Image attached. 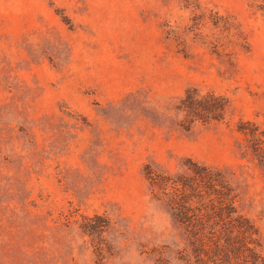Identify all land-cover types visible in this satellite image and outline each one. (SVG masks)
I'll return each mask as SVG.
<instances>
[{
	"label": "rangeland",
	"instance_id": "rangeland-1",
	"mask_svg": "<svg viewBox=\"0 0 264 264\" xmlns=\"http://www.w3.org/2000/svg\"><path fill=\"white\" fill-rule=\"evenodd\" d=\"M190 90L226 98L225 119L186 134L105 116L130 94L162 104ZM10 103L40 148L53 132L67 144L28 178L33 213L62 229L66 215L111 225L101 239L66 230L56 259L31 238L0 246V264H253L246 250L176 246L151 200L149 161L234 172L235 204L264 247V0H0V106Z\"/></svg>",
	"mask_w": 264,
	"mask_h": 264
},
{
	"label": "trees",
	"instance_id": "trees-1",
	"mask_svg": "<svg viewBox=\"0 0 264 264\" xmlns=\"http://www.w3.org/2000/svg\"><path fill=\"white\" fill-rule=\"evenodd\" d=\"M229 107L226 98L196 90L187 91L182 97L168 98L162 104L147 95L130 94L119 105L110 107L105 116L119 126L146 120L168 132L190 134L198 123L224 120ZM23 113L14 103L0 106V246L21 248L22 242L31 238L42 260L56 259V254L61 253L56 246L66 230L77 229L83 235L101 239L111 221L99 214L66 215L67 229H62L33 213L29 208L28 178L32 173L42 172L45 159L54 151H62L67 144L54 145L53 132L50 150L40 148L33 121L27 116L22 122L17 120L18 114ZM43 121L42 129L48 131ZM8 148L9 154H4ZM143 174L149 183L151 200L170 216L179 236L176 246L184 251L214 249L236 253L246 250L253 264L260 261L264 264V247L256 238L255 225L235 204L234 172L186 160L176 172L149 161ZM96 249L98 253L102 250L101 246Z\"/></svg>",
	"mask_w": 264,
	"mask_h": 264
}]
</instances>
